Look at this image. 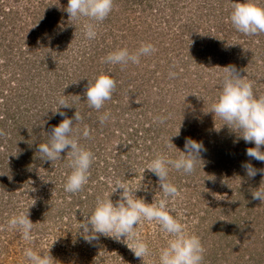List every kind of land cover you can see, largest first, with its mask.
<instances>
[{
	"label": "rangeland",
	"instance_id": "374dc122",
	"mask_svg": "<svg viewBox=\"0 0 264 264\" xmlns=\"http://www.w3.org/2000/svg\"><path fill=\"white\" fill-rule=\"evenodd\" d=\"M260 2L264 4V0ZM67 4L68 0H0V6L14 10L6 18L0 15V119L9 123L14 118L28 122L35 130L34 136L38 135L44 143L51 128L63 119L53 111L59 107L58 98L64 95L72 107L59 111L69 118L74 117L76 110L80 112L83 119L75 127L83 129L87 125L91 130V138H81L80 143L91 149L96 159L90 169L89 181L80 191L84 195L77 200L75 195L79 192L72 194L64 190L71 173L67 151L61 153L60 160L51 162L40 159L38 147L30 148L36 154L31 164L38 178L35 180L37 185L31 189L32 200L38 195L44 196V191L39 190L42 186L49 196L42 198L40 205L63 202L65 206L67 201H72V220L70 222L65 216L69 211L67 206L61 213L53 207L55 213L48 220L37 215L32 222L38 229L33 233L41 237L39 243L28 244L18 230L7 227L12 214L5 216L0 221V264H29L23 254L27 247L36 251L40 247L46 251L50 249L57 264H101L99 257L109 243L115 244L117 250L126 249L127 257L117 259L123 264H159V253L155 249L160 251L162 245L156 239V233L167 235L154 221H143L137 228L151 252L144 262L134 256L123 238L117 241L101 236L99 240L85 242L79 224L84 220V214L93 210L96 198L111 192V183L116 179L133 188L140 187L136 195L146 203L158 200L162 196L158 178L141 170L157 152L175 158L179 150H184L185 139L192 138L202 141L207 149L201 154L202 161L198 162L195 172L186 175L171 170L169 174L180 191V196L171 202L176 209L174 215H178L191 232L188 225L199 211L192 201L197 197L193 191L198 192L199 187L206 188L213 182L207 176L213 167L230 169L234 158L238 159L240 155L241 159L246 157V162L249 161L246 149L254 144H246V147L242 144L241 147L236 132L233 140H227L226 131L230 128L223 126V121L210 111L221 91V67L234 65L241 76L254 83V93L264 95V52H260L264 42L258 46L264 40V33L254 36L239 33L230 21L229 12L209 9L210 6L219 7L216 0H114L113 11L119 10L116 13L119 22L109 24L112 11L99 24L97 37L87 40L82 32L85 19H70L65 11ZM201 5L205 6L203 15H200ZM229 27L232 30H228ZM121 42L122 46L118 47ZM142 43H151L157 51L141 57L138 65L129 64L122 69L120 65L103 62V58L117 48L127 47L134 51ZM218 48L222 54L216 56L214 52ZM191 53L193 56L201 53L208 58L203 68L196 70L193 62L187 64L186 70L181 66ZM247 55L251 62L242 68L240 59ZM170 71L176 73L174 78L169 77ZM102 72L109 73L117 86L112 99L97 111L88 107L86 89L88 80L94 81ZM200 74H203L201 78ZM105 111H110L111 117L101 125L99 117ZM158 116L167 117V120L156 122L154 118ZM170 140L171 148L167 147ZM27 141L32 145L38 144L39 139ZM24 152L30 159L28 149ZM251 163L257 165L254 159ZM45 165L50 169L47 175ZM232 192L224 190L218 196L225 207L214 216L224 221L225 233L214 232L202 243L207 255L204 264H264V218H261L264 217V203L251 200L249 193L237 195L236 192L234 197ZM118 196L119 193L111 196L113 202ZM184 196L187 198L183 199ZM216 196L210 195L209 203L205 201L202 206L213 207ZM258 209L260 216L252 222L255 227L245 228L244 224ZM168 238L163 239L167 241Z\"/></svg>",
	"mask_w": 264,
	"mask_h": 264
},
{
	"label": "clouds",
	"instance_id": "9594fccd",
	"mask_svg": "<svg viewBox=\"0 0 264 264\" xmlns=\"http://www.w3.org/2000/svg\"><path fill=\"white\" fill-rule=\"evenodd\" d=\"M231 8L230 21L239 33L246 36L264 33V4L260 0L234 2ZM113 9L114 0H68L65 11L72 20L85 19L86 22L82 26L83 35L85 39L93 40L97 37L99 24L110 15ZM156 51L157 49L151 43H142L134 51H130L127 47L117 48L108 53L103 58V62L120 65L123 69L129 64L138 65L141 57L150 56ZM221 68L223 69L221 91L211 105L210 112L223 121V126L226 125L236 132L238 138L243 139L246 144H254V147L246 149L249 161L241 165L247 177L251 179L257 174L264 176V168H255L250 162L254 159L264 163V151H262L264 95L257 96L254 93V83L245 76H241L234 65ZM175 75V72H169L170 78H174ZM116 86L117 81L105 72L100 73L94 81L88 80L86 89L88 107L97 111L104 108L105 103L112 99ZM57 103L59 107L53 113L63 119L58 126L51 128L48 140L40 143L37 151L40 153L41 160L51 162L60 160L61 153L67 151L68 167L71 168V173L67 176L64 190L67 193L76 194L88 183L90 169L96 159L93 151L80 143L81 138H91V130L87 125L83 129L75 127L83 119L78 110L73 118L59 111L60 108L72 107L64 95L58 98ZM110 117V111H105L99 117L100 124L104 125ZM154 120L164 123L167 117L158 116ZM6 135L4 129H0V137ZM172 146L170 140L167 147ZM206 151L202 141L186 138L184 150H179V155L175 158L168 153L157 152L141 170L143 173L147 170L158 178L162 196L158 200L154 199L151 204L137 197L136 192L140 190V187L133 188L123 180L116 179L111 183V192L97 197L91 213L84 214V220L79 224L82 238L87 243L99 240L101 236L111 237L117 241L123 238V242L134 256L144 262L151 252L148 243L137 228L143 221H154L169 237L166 246L160 249L159 264H204L206 249L200 237L190 233L179 216L174 215L176 209L171 206V202L180 196V191L170 180L169 174L171 170H176L192 175L198 162L202 161L201 154ZM116 193H119V196L113 202L111 196ZM252 199L264 203V179L260 187L252 192ZM34 204L35 200L26 210L14 213L7 220V227L18 230L22 234V239L28 244H32L35 240L33 234L35 224L29 218V208ZM23 254L29 264H57L50 254V249L39 253L32 247H27Z\"/></svg>",
	"mask_w": 264,
	"mask_h": 264
},
{
	"label": "trees",
	"instance_id": "16d2710c",
	"mask_svg": "<svg viewBox=\"0 0 264 264\" xmlns=\"http://www.w3.org/2000/svg\"><path fill=\"white\" fill-rule=\"evenodd\" d=\"M216 1L219 7L217 8L215 6H210L209 9H213V8L221 9L222 11L224 10L223 12H226V13L229 12L230 14V11L232 10L231 5L232 3L235 2V0H216ZM236 2H240V0H237ZM201 6L202 7L199 8L201 10L200 15H203L205 12L203 11L205 9V6L204 5H201ZM209 9L207 12L208 14H209ZM221 10L220 12H222ZM117 11L119 10L113 11L111 14L112 17L111 16L109 17L110 25L111 24L115 25V23L119 22L118 21L119 15L116 14ZM13 12L14 10L11 7H9L8 9H5L2 6H0V15H2V17L5 16L6 18L7 16H10L11 14H13ZM218 14L220 15V13ZM14 18L15 17H13V19ZM228 30H232V28L229 27ZM221 40L222 39H220V41ZM262 42H264V40H261L258 46L262 44ZM121 44L122 42L119 44L118 47L122 46ZM218 49L216 52H214L216 53V56L219 54H222L221 53L222 51L220 50V48ZM260 49H261L260 52L263 53L264 48L260 46ZM214 53L212 54V57L213 56L215 57ZM189 56L190 58L186 59L184 64L183 62L181 63V66H183L185 70L187 69V64L190 62H193L194 64L196 63V65H194L193 67H196V70H198L197 69L198 67H202V66L204 67L208 59L205 56H203L201 53H197V54L195 53V56H193V54L191 53ZM214 57L212 58L213 62H215ZM240 62L241 64H243L242 65V68H243L248 63H250L251 60L249 59V56H248V57L241 58ZM211 67H214V66H211ZM192 68H190V70H192ZM202 76L203 74H200L199 77L201 78ZM0 94H1V91H0ZM18 113L21 114L20 112ZM20 120L21 119L14 118L13 122L9 123V122H6L5 120L3 121L2 119H0V129H4V131L7 133L5 137H0V221H2L5 216L8 217L9 214L13 215L14 213H18L20 211L26 210V208L33 203V200H32L33 192L31 189L32 187L37 185L36 184L37 182L35 180L36 179L38 180V178H36L37 173L35 169L33 168V165L31 164L32 159L36 158L35 156L36 154H35V151H33V149H30V148L39 147L38 145L40 143H43L44 140L39 138L38 135L34 136L35 130H33L30 127V124L28 122L23 123ZM5 124H7V127L5 126ZM31 132H33L32 135L31 134L29 135V133ZM226 132L229 135L227 140L228 139L233 140L234 131L232 130V133H231V129H229ZM29 138L34 139V140H37L38 138L39 139L38 144L37 143H34L32 145L28 144L27 140ZM237 142L240 143L241 147L243 146L242 144H244L243 147H246V143L243 142L242 139L238 138ZM25 149H28L27 153H29L30 159L27 158V156L25 155V152H24ZM262 151H264V149ZM240 156L238 157V159L234 158L233 164L231 165L233 167H231L230 169L228 168L227 170H222V168L216 169L213 167L212 172L207 175L210 177V180H212L213 182L206 188L199 187L198 188L199 193L197 191H193L196 193L197 197L194 198L192 201L195 202V205L197 204V209H199V211H197V214H195L196 219H194L193 222H191L192 224L188 225V227L191 228V232L190 231L189 232L198 235L202 243L209 240V237L214 232L219 233V235H221V233L223 232L225 233V230L222 227L224 225L223 223L224 221L222 220V218L220 219L219 216H214V214H219L220 211L223 210V208L225 207L224 202H222L218 198V196L223 194L224 190L226 191L230 190V194L233 191L232 195L234 197H235L236 192H237V195L249 193L251 194V197H250L251 200H253L252 192L260 187L261 181L262 179H264V176L260 174H257L254 178H251V179L248 178L245 170L240 165L241 162H246L247 158L243 157L241 159ZM256 162H257V165L254 164L255 168H258V169L264 168V163L259 162V161H256ZM46 165H47V162H46ZM46 165H45V172L42 169L45 175H47L50 172L49 171L50 169L47 168ZM39 190L42 192L44 191L45 194L44 196L42 194V198L46 197L47 199V197L49 196V192H47V190L45 191L42 186L41 187L39 186ZM203 193H205V195ZM21 195H24V197L20 199L19 196ZM81 195L83 196L84 194L79 192L78 194L75 195V198H77V200H80ZM183 195H184V192H183ZM210 195L212 196L217 195L216 198L213 199L214 201L213 207H209V204L207 206H202L205 201L209 203L208 200H210ZM42 198L39 197V195L38 197L36 196L34 199L35 204L29 208V213H30L29 218L31 221H35L34 219L37 215H40V218L42 220H46V219L48 220L53 215V213H55V210H53V207L57 208V210L60 209L59 212L61 213L62 212L61 210L62 209L66 210L65 206H67L68 208L67 210L69 211H66L65 216L69 218L70 219L69 221L71 222L72 220L71 210L72 209L70 208L72 207L74 208L72 201H67L65 206L63 202L61 204L51 202L47 206L48 203H42L40 205V202H42ZM186 198L187 196H184L183 199H186ZM256 203L257 201L253 202L252 205ZM209 215H213V216H209ZM259 216H260V213L258 209L255 211L254 217L249 222H246V225L244 224V227L247 229H250L251 226L255 227L252 224L254 223V221H256V218ZM261 218L263 219L264 217H261ZM211 219L214 221L210 222ZM34 224H35V227L33 229V232L38 229L36 223ZM0 228H1V224H0ZM33 234L35 236V240L33 242H38V239H40L41 236L37 233H33ZM164 237L167 238L168 236H162L160 235V232L156 233V239L159 241V243H161L162 247H165L167 243V241L163 239ZM38 243H35V245L37 246ZM96 243H98V241ZM37 249H38L37 252L39 253H43L44 251H46L44 247H40ZM155 250L158 253L160 252L157 250V248ZM103 254L99 257L101 264H123L122 260H117V259H119V257H122V256L127 257L126 249L117 250L116 245L110 244V243L108 244V248H105V251ZM206 257L207 255L205 253L204 258ZM214 257L216 258V254L214 255Z\"/></svg>",
	"mask_w": 264,
	"mask_h": 264
}]
</instances>
